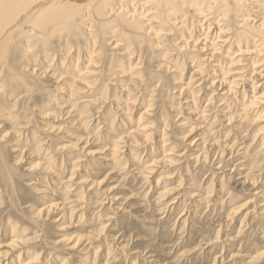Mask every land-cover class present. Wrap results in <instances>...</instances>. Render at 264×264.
Returning <instances> with one entry per match:
<instances>
[{"label":"rangeland","instance_id":"1","mask_svg":"<svg viewBox=\"0 0 264 264\" xmlns=\"http://www.w3.org/2000/svg\"><path fill=\"white\" fill-rule=\"evenodd\" d=\"M146 1L0 51V264H264V40Z\"/></svg>","mask_w":264,"mask_h":264},{"label":"bare ground","instance_id":"2","mask_svg":"<svg viewBox=\"0 0 264 264\" xmlns=\"http://www.w3.org/2000/svg\"><path fill=\"white\" fill-rule=\"evenodd\" d=\"M107 1L108 0H0V51L12 41L15 33L19 31V28L26 24L42 29H49L52 27L66 26L71 22H82L85 28L86 26L89 28L92 19L95 20L99 13L97 6L100 5V3L106 4ZM119 1L121 4L127 3L132 5L136 0ZM153 1L155 5L161 9L166 7L165 4L169 6L172 5V10H163L162 13H159V18L163 26H171V24H166L170 23L169 21H171V18L179 13L180 7L177 5L178 2H181V6L184 7L186 4L185 1H188L189 3L187 5L190 6V9H194V12L201 14V22L203 23L209 19L210 15L216 14L217 11L225 15L228 20L232 19V17L241 11V16H245L241 17V34L237 35L239 40L238 44L241 45V54L244 52V46L248 44V41L246 42L245 40L247 33H250V43L254 49L253 53H260L256 50L257 48H255L254 45H257V42H253V39L258 38V41H260V39L264 40V18L258 20L254 15H246H250L251 12L254 11L253 9H255L261 12L260 14L258 13L260 17H264V0H148L144 2L143 5L150 4ZM141 3L143 2H140V4ZM143 5L142 7L145 8ZM111 15L112 11L108 8L105 14L106 18L109 19L107 20L108 23L113 21ZM142 16H144V13L139 17ZM262 52H264V47L262 48ZM222 83L223 80L218 83L217 88H219ZM232 85H236L234 81L229 83L227 93L233 91ZM252 86V88H258V84ZM251 94L252 98L244 105L245 109L250 106H255L257 102H262V100H264V92L258 98L253 92ZM27 264L31 263L28 262Z\"/></svg>","mask_w":264,"mask_h":264}]
</instances>
